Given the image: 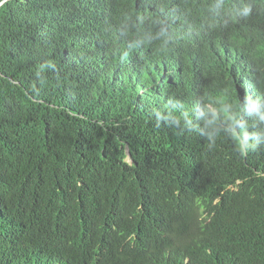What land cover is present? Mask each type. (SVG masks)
Masks as SVG:
<instances>
[{"label":"trees","instance_id":"obj_1","mask_svg":"<svg viewBox=\"0 0 264 264\" xmlns=\"http://www.w3.org/2000/svg\"><path fill=\"white\" fill-rule=\"evenodd\" d=\"M3 1L0 264H264V0Z\"/></svg>","mask_w":264,"mask_h":264},{"label":"water","instance_id":"obj_2","mask_svg":"<svg viewBox=\"0 0 264 264\" xmlns=\"http://www.w3.org/2000/svg\"><path fill=\"white\" fill-rule=\"evenodd\" d=\"M6 1H3L2 3H0V6H2ZM129 156V155H128Z\"/></svg>","mask_w":264,"mask_h":264}]
</instances>
